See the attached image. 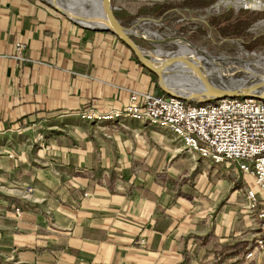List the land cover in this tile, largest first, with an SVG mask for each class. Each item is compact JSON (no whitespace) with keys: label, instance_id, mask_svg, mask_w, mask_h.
Returning a JSON list of instances; mask_svg holds the SVG:
<instances>
[{"label":"crops","instance_id":"0c3cea01","mask_svg":"<svg viewBox=\"0 0 264 264\" xmlns=\"http://www.w3.org/2000/svg\"><path fill=\"white\" fill-rule=\"evenodd\" d=\"M149 87L112 33L46 0H0V264H217L251 242V213L178 186V161L195 158L168 129L81 117Z\"/></svg>","mask_w":264,"mask_h":264},{"label":"built area","instance_id":"2783aa9c","mask_svg":"<svg viewBox=\"0 0 264 264\" xmlns=\"http://www.w3.org/2000/svg\"><path fill=\"white\" fill-rule=\"evenodd\" d=\"M86 120L130 118L168 129L186 151L210 163L231 162L247 174L255 190L244 188L246 211L256 226L251 247L244 252L248 262L257 257L264 264V101L253 97H222L209 102H191L156 93L152 87L130 90L122 109L84 111ZM256 205V206H255ZM255 206V207H254ZM255 208V209H254ZM18 211V209H15Z\"/></svg>","mask_w":264,"mask_h":264},{"label":"rangeland","instance_id":"374dc122","mask_svg":"<svg viewBox=\"0 0 264 264\" xmlns=\"http://www.w3.org/2000/svg\"><path fill=\"white\" fill-rule=\"evenodd\" d=\"M220 1L222 0H111V5L116 11H124V13L119 14V18H123L124 21H126L124 24L126 26L128 25L127 22L129 19L135 18L137 16L153 19L161 17L159 22H140L137 25V28L140 32H143V30L146 29L144 31H148L146 32L148 35L151 34L149 31L151 30L153 32L159 33L162 36L170 38L171 42L173 39L182 40L180 38H184L192 46L207 51L212 55L218 52H224L241 59H251L254 56L248 57L244 55L242 51L252 50L257 51V53H261L260 55H264V25L262 26L261 33L259 34L261 36L257 35L256 37H252L249 34H243L241 36L242 40L238 39L239 41H237L235 38L226 42L219 43L217 41L214 43L211 41L212 38L208 40L201 37L204 35V31L202 29L196 30L191 35H185V33L197 23H200L203 29L206 30L210 36L214 35L210 32V30H207L203 23L192 20V18H196L198 16L205 15L204 19L206 22L209 20V18H212V21H215V23L222 22L224 20H234V22L237 23L252 24L264 15V10L249 9L245 7L243 8L240 7L239 4L235 6L236 4L222 3ZM46 2L49 3V0H46ZM64 4L68 9H71V5L67 3V1L64 0ZM206 11L208 16L205 14ZM181 25H183L182 28ZM225 35L226 33H224V36ZM132 40L140 47L146 49L160 48L162 51L176 50V46L174 44H169L168 41L164 40L157 41L152 39V44L140 37H133ZM126 47L132 52L128 46ZM178 49L188 50L191 48L180 44ZM132 54L134 53L132 52ZM152 77L155 81V87H152L153 90L156 93L162 92L157 87L156 76L153 75ZM243 78H246V76ZM174 139L175 140H173L172 144H174L175 148L181 149V147H183L181 151L176 154V156H187V158H189V156H193L192 154H194L195 158L194 160L188 159L190 164L187 162L185 163L182 160L178 161L181 167L179 170L180 174L176 178L177 183H179L178 186L181 185L182 189L189 192L194 197L198 196V198L202 196L205 198L216 196V198H218L221 196V199L225 204L221 210V213L224 215H226L230 210L238 217L248 214L245 212L246 200L244 198V188L249 187L252 190H255L250 177L247 174L239 173L234 163L222 162L219 164H213L208 160L201 158L196 153L191 154L186 152L179 138L174 136ZM255 199L257 205H259L260 196L256 190ZM15 209H18V211ZM13 211L17 214L21 212L20 208L17 206L13 208ZM242 227L244 230H248V226ZM243 231H240L239 235H242ZM245 236L246 235L243 237L242 235L239 237L240 239L234 250L235 252L232 251V255L230 256L223 252V254L219 256L217 264H258L257 257H254V259L249 262L243 257L244 252L251 247L250 240L245 239Z\"/></svg>","mask_w":264,"mask_h":264},{"label":"water","instance_id":"95a60500","mask_svg":"<svg viewBox=\"0 0 264 264\" xmlns=\"http://www.w3.org/2000/svg\"><path fill=\"white\" fill-rule=\"evenodd\" d=\"M99 2L101 11L93 14V17L96 18L100 24L86 27L93 30L108 31L119 38L132 50L141 65L156 76L157 87L163 93L195 103L212 101L222 97H253L264 101V64H262L261 53H257V51L254 50L242 51L243 54L248 57L254 56L251 59H241L224 52H218L212 55L202 49L200 50L204 51L203 59H196L187 54H180L177 52V45L173 43V41L171 42L170 38L149 29L147 30H149L151 34L146 36L141 34L142 31L140 33L137 28L140 22H159L161 17L153 19L137 16L129 19L127 22L128 25L126 26L124 25L126 21H124L123 18H119V14L124 13L123 10L116 11L111 5V0H99ZM49 4L69 20L83 25L78 21V15H72L67 12L58 0H49ZM204 18L205 15H202L192 18V20L203 23L207 30H209L210 27ZM263 25L264 15L252 24H240L235 27L232 32L219 37L218 42H226L235 38L239 41L243 34L256 37L261 33ZM240 30L243 34H237ZM152 36H157L159 40L174 44L176 50L164 51L165 53L161 54L155 51L156 48L146 49L140 47L132 40L133 37H140L152 44ZM180 39L188 43L185 39ZM243 61H246L247 64L243 65ZM261 65H263V68H261ZM254 73L257 76L253 77L252 75ZM244 76H246V78H243ZM192 79L199 84V89L196 91L183 92L180 90H169V82L185 84L186 82L192 81Z\"/></svg>","mask_w":264,"mask_h":264},{"label":"bare ground","instance_id":"6f19581e","mask_svg":"<svg viewBox=\"0 0 264 264\" xmlns=\"http://www.w3.org/2000/svg\"><path fill=\"white\" fill-rule=\"evenodd\" d=\"M67 1V3H69L71 6V9H68L65 4H64V0H58V2L67 10V12L71 13L72 15H78L79 18V22L85 26H95L100 24V22L97 21L96 18H94L93 14L100 12V2L99 0H65ZM222 3H233L236 4L235 6H237L239 4L240 7H249V9H264V0H222L220 1ZM148 32V31H146ZM145 31H143L141 34L143 35H148ZM151 39L154 40H159L158 37H153ZM176 45L177 48L179 47L180 44H183L187 47H190L191 49H186V50H177L178 53L180 54H187L190 55L192 57H195L196 59H203L204 55L202 50L194 48V46H192L189 43L184 42L183 40H178V39H173L172 40ZM158 53L164 54L165 52L162 51V49L157 48L155 50ZM198 51V52H197ZM261 59L263 61L262 64H264V55H261ZM243 65L247 64L246 61L242 62ZM261 68H263V65H261ZM253 77L257 76L255 75V73L252 75ZM169 86V90L171 91H176V90H180L183 92H191V91H196L197 89H199V84L198 82L194 81L192 79V81L190 82H186L185 84H181V83H176V82H169L168 83ZM188 152V151H186ZM191 153V152H189ZM192 154V153H191Z\"/></svg>","mask_w":264,"mask_h":264},{"label":"flooded vegetation","instance_id":"af4514ba","mask_svg":"<svg viewBox=\"0 0 264 264\" xmlns=\"http://www.w3.org/2000/svg\"><path fill=\"white\" fill-rule=\"evenodd\" d=\"M205 14H207V11L205 12ZM206 16H208V14L206 15ZM211 17V16H210ZM237 22H234V20L233 21H222V22H216L215 23V21H212V18H209V20L207 21V24L209 25V27H210V32L212 33V34H214L213 36H210L207 32H206V30H204L203 29V27L200 25V23H197L196 25H194L191 29H189V31H187L186 33H185V35H191L192 33H194L196 30H198V29H202L203 31H204V35H202L201 37L202 38H206V39H208V40H210L211 38V41L212 42H217L218 41V38L219 37H222V36H224V33H225V31H226V29H228V28H231L232 26H234L235 24H236ZM183 27V25H181V28ZM180 28V27H179ZM180 28V29H181ZM180 31V30H179ZM172 32H174V31H172ZM179 33H181V32H179ZM170 34H172V33H170ZM259 36H261V35H259ZM184 39V38H183ZM242 40V39H241ZM223 42H225V41H223Z\"/></svg>","mask_w":264,"mask_h":264},{"label":"trees","instance_id":"16d2710c","mask_svg":"<svg viewBox=\"0 0 264 264\" xmlns=\"http://www.w3.org/2000/svg\"><path fill=\"white\" fill-rule=\"evenodd\" d=\"M240 24H242V23H236V24H235L234 26H232L231 28L226 29L225 33L228 34V33L232 32V31L234 30V28L237 27V26H239ZM237 34H243V33H242V31L240 30ZM151 75L153 76L154 74L151 73ZM237 98H239V97H237ZM206 102H209V101H206ZM203 103H204V102H203Z\"/></svg>","mask_w":264,"mask_h":264}]
</instances>
